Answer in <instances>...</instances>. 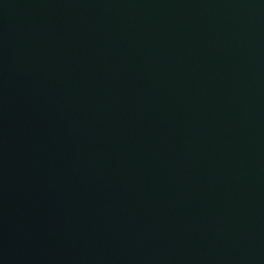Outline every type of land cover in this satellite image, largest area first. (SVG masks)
Instances as JSON below:
<instances>
[{
	"label": "water",
	"instance_id": "95a60500",
	"mask_svg": "<svg viewBox=\"0 0 264 264\" xmlns=\"http://www.w3.org/2000/svg\"><path fill=\"white\" fill-rule=\"evenodd\" d=\"M0 264H264V0H0Z\"/></svg>",
	"mask_w": 264,
	"mask_h": 264
}]
</instances>
